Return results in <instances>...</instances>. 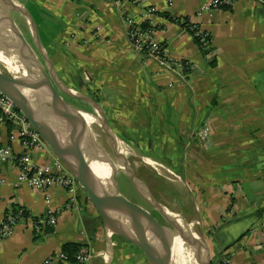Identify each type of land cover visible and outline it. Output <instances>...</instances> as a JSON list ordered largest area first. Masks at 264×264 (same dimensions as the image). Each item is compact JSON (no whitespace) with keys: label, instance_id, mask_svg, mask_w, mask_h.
Listing matches in <instances>:
<instances>
[{"label":"crops","instance_id":"obj_1","mask_svg":"<svg viewBox=\"0 0 264 264\" xmlns=\"http://www.w3.org/2000/svg\"><path fill=\"white\" fill-rule=\"evenodd\" d=\"M14 1L41 21V41L58 79L71 90L92 89L112 133L140 158L177 168L184 185L172 210L190 223L200 222L197 231L202 228L212 259L264 264V5L234 0L232 7L196 19L217 52L213 67L194 37L163 16L191 17L211 0L127 5L134 18L147 7L161 14L155 19L156 38L192 66L184 84L134 51L114 0ZM246 117L256 128L247 127ZM14 128L0 125V147L9 146L20 156L21 141L11 140ZM184 151L189 155L182 161ZM36 158L44 166L54 154L48 148ZM0 173L6 181L0 187V225L18 208L32 218H42L48 209L58 213L55 227L35 232L31 223L17 226L0 245V264H44L67 244L84 246L91 255L87 264H126L131 258L122 254L116 261L112 249L111 262L106 260L110 235L83 190L77 205L67 207L66 189L52 190L47 202L28 183L15 186V161L2 164ZM177 200L185 207H177Z\"/></svg>","mask_w":264,"mask_h":264},{"label":"water","instance_id":"obj_2","mask_svg":"<svg viewBox=\"0 0 264 264\" xmlns=\"http://www.w3.org/2000/svg\"><path fill=\"white\" fill-rule=\"evenodd\" d=\"M12 12H19L29 19L38 53L14 23ZM8 51L18 56L31 76L24 78L28 83L23 87L17 84L10 72L5 73L0 69V94L14 103L39 134L40 139L75 177L99 213L106 232L110 236L123 238L147 253L151 264H175L172 239L145 228L146 217L162 224L120 192L116 183L117 171L114 173L112 186L96 175L92 165L94 159L87 146L89 127L81 118V112L84 111L68 103L64 96L90 104L95 113L102 117L105 125V129H102L112 143L113 133L101 105L91 96L69 89L58 79L30 12L24 7H10L8 0H0V52ZM115 137L118 138L116 135ZM115 158L119 160L116 154ZM126 169L121 171L127 175L135 188L136 181L140 179ZM149 193L154 197L150 191ZM159 212L163 216V213ZM195 232H200L204 250L199 248L198 240L184 245L193 252L197 264H211L213 259L202 230L197 231L196 228Z\"/></svg>","mask_w":264,"mask_h":264},{"label":"built area","instance_id":"obj_3","mask_svg":"<svg viewBox=\"0 0 264 264\" xmlns=\"http://www.w3.org/2000/svg\"><path fill=\"white\" fill-rule=\"evenodd\" d=\"M264 5V0H254ZM137 0H114V6L120 14V19L126 30L128 40L135 52L145 55L156 62L162 70L176 76L180 82L188 83V75L192 70L191 64L172 55L165 44L156 38L157 26L155 19L161 14L155 7H147L140 18L131 17L127 12V5H136ZM234 0H211L208 6L201 8L191 17L176 18V23L194 39H199L198 46L209 63L216 58L217 52L213 49L212 38L209 33L203 31L196 19L201 18L205 12L232 7ZM173 6V2H169ZM139 19V20H138ZM186 23V25H183ZM9 123L14 125L11 140L18 138L23 146V154L16 156L9 146L0 147V166L9 161H15L18 169V177L15 186L28 183L35 191L44 194L47 202L50 201L51 192L55 188L66 189L70 197L67 207L76 206L79 192L82 187L66 166L54 155V158L44 166L38 163V153L48 149L40 139L39 134L32 128L26 117L15 107L14 103L6 96L0 94V125ZM204 134L207 131L203 132ZM201 137H206L200 135ZM5 179L0 173V187L5 184ZM58 213L48 209L42 218H32L24 208H18L13 214L4 218L0 225V245L3 240L10 237L14 229L20 225L31 226L35 232L43 227H55L58 222ZM91 259L88 251L79 252L75 259L65 252H59L48 257L44 264H87ZM211 264H231L230 258L224 257L221 261Z\"/></svg>","mask_w":264,"mask_h":264},{"label":"bare ground","instance_id":"obj_4","mask_svg":"<svg viewBox=\"0 0 264 264\" xmlns=\"http://www.w3.org/2000/svg\"><path fill=\"white\" fill-rule=\"evenodd\" d=\"M8 2L10 7L21 8V5L17 4L13 0H8ZM26 19L29 23V19L27 17ZM0 63H2L12 74L13 78L15 79L18 85L24 87L28 83V81L24 78H26L27 76L29 77L31 75L25 67L24 63L18 58L15 53L10 51H8V53L0 52ZM27 94L29 95L31 93ZM81 118L84 123L89 127L87 128V146L94 159L92 163L93 168L98 178L102 179L103 181H106L108 185L112 186L113 176L116 171H126V168H128L129 172L135 175L138 179H140L138 176L141 172V166L143 169H147L150 172H154L162 176H165L166 173H171L169 169L154 162L153 160H150L146 157H138L127 144L121 142L118 138L114 136V134L112 135V149H114L115 154L117 155L119 160L110 161L106 157V155H104L102 149L98 144V141H96L95 139L94 131L92 130L93 125L96 124L99 125L101 128L105 127L102 117L99 115L93 116L92 114H89L88 112L84 111L81 112ZM176 183L179 186L184 185V182L178 176L176 179ZM135 187L138 189L139 194L146 198L149 204L154 206L156 210L161 211L163 213L164 219L167 222V224L163 226L154 222L149 217H146L144 221L145 228L150 232H155L172 239L175 264H197L193 252H191L190 248L186 247L184 244H191L194 242V240H198L199 248L201 250H204L200 232H195L200 222L193 221L192 223H190V221L186 220V217H184L182 214L174 212L166 205L155 200V198L152 197L149 191L147 190L145 183L143 184L141 180L136 181ZM180 230L182 232H180ZM112 254L113 251L110 247L108 252L105 254V258L108 262H111Z\"/></svg>","mask_w":264,"mask_h":264},{"label":"rangeland","instance_id":"obj_5","mask_svg":"<svg viewBox=\"0 0 264 264\" xmlns=\"http://www.w3.org/2000/svg\"><path fill=\"white\" fill-rule=\"evenodd\" d=\"M14 2H16V1H14ZM21 7H24L27 10V8L25 6L21 5ZM12 17H13V21L16 24V26L20 29V31L23 33V35L26 37V39L29 41V43L34 47V49L38 53V51L35 47L32 31H31L29 23L26 19V16H23L19 12H12ZM35 22H36L38 31L40 32V34L42 36L43 33L45 32V30L43 29V25H42L41 21L38 19H36ZM0 69L5 73H9L7 68L2 63H0ZM78 90L73 88V91L77 92L78 94L80 93L83 95L91 96L92 95L91 92H93L92 89L86 90V88L83 92L78 91ZM64 97H66V96H64ZM66 99L70 100L71 98L66 97ZM70 101L73 102L78 107H81V108L88 107V108L92 109L91 111H93V114L97 115L95 113L93 107L90 104L85 103L83 101L79 102V101L72 100V99ZM74 107H76V106H74ZM78 109H80V108H78ZM244 119H245L244 122L248 125L247 127L256 128V122L254 121V119H253V122L251 121V118L246 117ZM231 121H234V119ZM92 130L94 131L95 139H96V141H98V144H99L100 148L102 149L104 155H106V157L110 161L111 160L115 161L116 158H115L114 150L112 149L113 146H112L111 140L108 138L106 132L97 124L93 125ZM120 141L123 142L122 140H120ZM123 143H125V142H123ZM133 151L135 152V154L138 157H140L138 152H136L135 150H133ZM188 153H189V151L181 152L182 161L184 160L185 157H188V155H189ZM140 168H141V172L139 173V176H138L140 178V180L143 183H145L148 190L151 192V194L153 196L156 195L157 198H159L160 200H163L165 202V205L172 210V208H173L172 206H174L173 201L175 199H177V196H178L177 193H180L179 191H181L180 186L176 183V179H177L178 174H176L175 170L177 168L176 167L175 168L168 167L167 169H169L171 171V173H166L165 176L156 174L154 172H150L147 169H143L142 166ZM115 176H116V183H117V186H118L120 192L128 200H130L131 202L142 207L150 215H152L157 221H159V223H161L163 226L165 224H167V222L165 221V219L161 215V213L158 210H156L155 208L151 207L149 204H147L137 194L138 189L135 187L137 191L135 190L132 182L129 180V178L127 177V175L124 172H122L121 170H118L116 172ZM186 179H187V177H186ZM156 188H159L160 192H162V193L160 194V192L155 191ZM182 191H183V195L187 196L185 189H182ZM138 193H139V191H138ZM156 197H155V200H157ZM175 203H176L177 207H181V206L185 207L183 205L182 200H177V201H175ZM201 230H202V228H201ZM202 233H203V231H202ZM110 247L112 249H114L115 254H117L116 261L119 260V257H121L120 255L123 254V255H126L128 257H131L130 259H127L128 262L126 264H151L147 253L140 250L138 247L132 245L131 243H129L128 241L124 240L121 237H118L115 235L110 236ZM132 261L134 263H130Z\"/></svg>","mask_w":264,"mask_h":264},{"label":"trees","instance_id":"obj_6","mask_svg":"<svg viewBox=\"0 0 264 264\" xmlns=\"http://www.w3.org/2000/svg\"><path fill=\"white\" fill-rule=\"evenodd\" d=\"M163 16L168 18V19H170V20H172V21H174V22L176 21V18H172L169 15L166 16V14L165 15L163 14ZM183 25H186V23H184ZM195 41H196L197 44H198V42H200L199 39H195ZM209 65L213 67L215 65V60L209 62ZM96 101L99 103L98 99H96ZM79 102H82V101H79ZM81 109H83L85 112L93 113V111H91L92 109H90L88 107H84V108H81ZM15 211H17V210L15 209ZM84 250H86V248L84 246H81V245H78V244H67V245H65L63 247V252L67 253L71 257L72 260L75 259L76 255L79 252L84 251Z\"/></svg>","mask_w":264,"mask_h":264},{"label":"flooded vegetation","instance_id":"obj_7","mask_svg":"<svg viewBox=\"0 0 264 264\" xmlns=\"http://www.w3.org/2000/svg\"><path fill=\"white\" fill-rule=\"evenodd\" d=\"M64 96V95H63ZM64 99L68 102V103H70V104H72L73 106H77V105H75L73 102H71L70 100H68V99H66V97H64ZM136 190V189H135ZM137 191V190H136ZM137 194H138V191H137ZM139 195V194H138ZM141 198H142V200H144L147 204H149L141 195H139ZM150 205V204H149ZM151 206V205H150ZM152 207V206H151Z\"/></svg>","mask_w":264,"mask_h":264}]
</instances>
